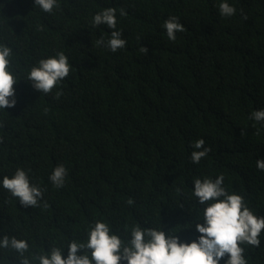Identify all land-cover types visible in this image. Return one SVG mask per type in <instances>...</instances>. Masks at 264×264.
I'll return each mask as SVG.
<instances>
[{
    "label": "trees",
    "instance_id": "1",
    "mask_svg": "<svg viewBox=\"0 0 264 264\" xmlns=\"http://www.w3.org/2000/svg\"><path fill=\"white\" fill-rule=\"evenodd\" d=\"M221 2L57 0L45 13L34 0H0V44L13 51L17 80L15 107L0 109V238L26 240L29 258L52 246L67 258V245L85 242L100 220L124 240L139 224L191 242L204 207L193 181L221 174L230 194L264 216V170L256 166L264 122L250 119L264 109V0H226L236 8L231 17L220 15ZM109 7L127 41L116 52L96 44L112 29L90 23ZM170 16L185 29L175 41L162 27ZM58 52L70 73L40 93L25 77ZM198 139L211 151L195 164ZM60 164L68 174L57 188L49 176ZM18 168L43 191L38 207L24 208L2 187ZM259 238V247L241 245L247 264H264V231ZM18 259L0 249V264Z\"/></svg>",
    "mask_w": 264,
    "mask_h": 264
},
{
    "label": "clouds",
    "instance_id": "2",
    "mask_svg": "<svg viewBox=\"0 0 264 264\" xmlns=\"http://www.w3.org/2000/svg\"><path fill=\"white\" fill-rule=\"evenodd\" d=\"M34 7L45 13H52L58 8L57 0H34ZM219 13L223 17H231L236 8L226 0L219 4ZM120 15H126L124 9ZM92 26L98 28L106 25L112 29L110 38L105 41L103 36L96 41L97 45H104L112 52L124 48L127 44L122 39V33L117 28L116 9L106 8L94 15L90 21ZM166 29L170 41L176 40V33L183 32L184 25L176 16H170L162 25ZM140 52L147 54L148 49L141 46ZM12 49L6 44H0V109L15 107L16 77L12 69L10 57ZM70 73L68 57L63 52L55 56L40 59L37 65L31 67L25 81L38 92L49 94ZM250 119L264 122V109L252 112ZM2 126V125H0ZM241 135H245L244 132ZM203 139L193 144L191 161L199 164L201 159L211 151L204 147ZM256 166L264 170V159H258ZM68 169L57 165L49 176V180L57 188L64 187ZM224 176L215 179L195 178L193 181V195L203 207V217L196 216L195 230L200 234L196 240L182 242L176 233L165 232L155 227H141L139 224L130 227L126 240L120 235L111 232L107 223L97 220L90 226L85 242L72 240L67 245V258L62 256V248L52 246L47 253H37L31 258L25 253L29 252V243L15 236L4 235L0 238V249H10L18 256V264H247L244 257V247L250 245L259 247L260 234L264 231V216L254 215L244 198L236 193H229L223 186ZM2 187L12 197L17 198L24 208H35L43 199V191L30 183L28 174L18 168L10 178L5 175ZM130 198L127 203L133 204ZM47 207V203L44 204ZM129 228L125 225V229ZM227 257V259H224Z\"/></svg>",
    "mask_w": 264,
    "mask_h": 264
}]
</instances>
